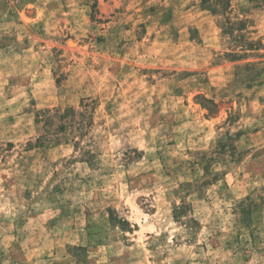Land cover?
Masks as SVG:
<instances>
[{
    "label": "rangeland",
    "instance_id": "rangeland-1",
    "mask_svg": "<svg viewBox=\"0 0 264 264\" xmlns=\"http://www.w3.org/2000/svg\"><path fill=\"white\" fill-rule=\"evenodd\" d=\"M0 264H264V0H0Z\"/></svg>",
    "mask_w": 264,
    "mask_h": 264
}]
</instances>
